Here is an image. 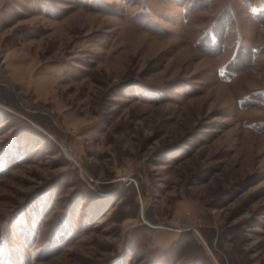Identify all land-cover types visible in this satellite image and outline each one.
I'll list each match as a JSON object with an SVG mask.
<instances>
[{
	"label": "rangeland",
	"instance_id": "374dc122",
	"mask_svg": "<svg viewBox=\"0 0 264 264\" xmlns=\"http://www.w3.org/2000/svg\"><path fill=\"white\" fill-rule=\"evenodd\" d=\"M0 264H264V0H0Z\"/></svg>",
	"mask_w": 264,
	"mask_h": 264
}]
</instances>
